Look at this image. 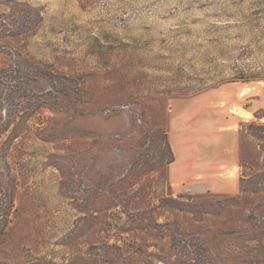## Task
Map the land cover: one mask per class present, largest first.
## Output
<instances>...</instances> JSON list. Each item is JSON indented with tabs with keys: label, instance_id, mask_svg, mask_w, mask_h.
Returning a JSON list of instances; mask_svg holds the SVG:
<instances>
[{
	"label": "rangeland",
	"instance_id": "rangeland-1",
	"mask_svg": "<svg viewBox=\"0 0 264 264\" xmlns=\"http://www.w3.org/2000/svg\"><path fill=\"white\" fill-rule=\"evenodd\" d=\"M234 99L257 116L238 190L171 181L173 127L209 133ZM15 131L0 264H264V0H0V132Z\"/></svg>",
	"mask_w": 264,
	"mask_h": 264
},
{
	"label": "crops",
	"instance_id": "crops-1",
	"mask_svg": "<svg viewBox=\"0 0 264 264\" xmlns=\"http://www.w3.org/2000/svg\"><path fill=\"white\" fill-rule=\"evenodd\" d=\"M223 86L224 85H221L220 87L213 89V92L211 93L210 91L202 93V95H198L195 98H202L204 105H206V103L209 104L212 99H214L212 97L216 94L215 92H218V94L220 92L219 97H223V94L221 93L225 89ZM195 98L193 100H196ZM229 101L226 103L227 106L224 107L225 109H223L220 117H213L204 120L205 123L203 124L210 127L211 131L209 133L205 132L198 135L197 133L189 134V130L187 133L181 132L180 128H177L179 118L178 116L175 117L174 122L177 126H174L170 132V143L175 153V160L170 164V174L172 176L171 181H198L200 183L202 181H207L208 185H211L208 189L207 187L206 189L204 188L205 190L209 191V189H213L214 192L220 193L236 192L238 190V179L240 176V129L245 121L256 119L257 116L255 112L256 109L252 108L250 105H245L239 99ZM194 102H198V100ZM235 104L241 106V108L248 114L251 113L252 117L247 118L241 114L242 109L240 112L234 111L231 106ZM194 124L195 126L200 127L202 123L201 121L199 122L196 120ZM199 145H203V150L210 151L199 155V161L197 162L188 160L185 164L180 165V167H176L179 162L178 151L199 150ZM218 153H224L228 156L227 159L219 160V156L215 158V154ZM235 168L237 176H232L231 173L235 171ZM220 183H225L224 185H226V187L219 186Z\"/></svg>",
	"mask_w": 264,
	"mask_h": 264
},
{
	"label": "trees",
	"instance_id": "trees-1",
	"mask_svg": "<svg viewBox=\"0 0 264 264\" xmlns=\"http://www.w3.org/2000/svg\"><path fill=\"white\" fill-rule=\"evenodd\" d=\"M36 77L37 74L34 73ZM42 76H47L56 83V78H52L53 74L46 75L43 72ZM3 80L8 79L6 83H2L4 88L8 90H12L14 93H17L14 82H18V77L14 76L12 72L3 75ZM239 78H244L239 77ZM14 81V82H13ZM19 87V86H18ZM54 87V84H53ZM15 89V90H14ZM24 90L23 87L18 88V92ZM11 95V94H8ZM11 95L10 97H13ZM19 133L15 131L8 135L5 138L3 132H0V159L3 160L4 166H0V238L6 237L8 234L9 228L13 222L14 214L16 212V187H17V179L13 174L15 168L13 167L10 159L8 158V153L10 151L12 142L14 139L19 137ZM175 158L171 161L173 162ZM8 178V179H7Z\"/></svg>",
	"mask_w": 264,
	"mask_h": 264
}]
</instances>
